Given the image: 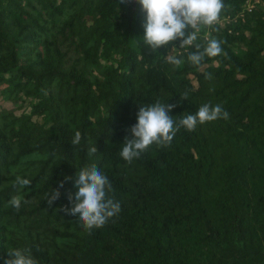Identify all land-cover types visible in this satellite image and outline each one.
<instances>
[{"label": "trees", "instance_id": "1", "mask_svg": "<svg viewBox=\"0 0 264 264\" xmlns=\"http://www.w3.org/2000/svg\"><path fill=\"white\" fill-rule=\"evenodd\" d=\"M225 3L200 42L216 37L227 55L173 70L163 58L179 41L132 42L146 21L137 0H0V100L16 104L0 105V264L13 247L39 264H264V0ZM157 99L177 104L176 119L204 103L230 118L127 163L125 129ZM93 163L121 211L89 234L59 209ZM16 176L31 184L14 187ZM17 194L19 211L7 204Z\"/></svg>", "mask_w": 264, "mask_h": 264}, {"label": "clouds", "instance_id": "2", "mask_svg": "<svg viewBox=\"0 0 264 264\" xmlns=\"http://www.w3.org/2000/svg\"><path fill=\"white\" fill-rule=\"evenodd\" d=\"M127 2L129 0H121V3ZM137 2L141 11L146 14V21L142 25L143 36L132 42L137 46L142 44L144 48L156 52L159 48L179 41V50L173 47L163 58L173 70L182 68L185 63L199 67L206 58L227 55L222 47L224 42L216 37L209 36L203 43L200 42L201 32L205 29H214L220 22L227 8L225 0H137ZM204 78L212 80L213 76L211 73H205ZM179 97L181 100H188L189 92L185 90ZM176 107L177 104H168L159 99L150 104L140 105L136 113V123L125 129L128 135L124 137L120 157L131 163L153 145L169 147L181 128L191 132L198 125L230 118L222 104L204 103L194 114L184 113L179 119L169 115ZM80 141L81 133L76 131L71 144L78 145ZM87 154L89 157L97 154L94 144L89 146ZM30 184L29 179L16 176L13 186L26 188ZM58 187L62 188L63 182ZM74 187L77 189L74 197L71 193L67 196L71 207L62 206L59 210L65 215L78 218L89 234L93 229L106 225L120 213V202L110 195L113 191L112 184L95 163L86 164L78 169ZM46 196L47 204L51 206L59 199L60 192L58 189L53 190ZM26 202L22 195L17 194L11 196L7 204L19 211L22 203ZM7 256L4 264H39L29 247L9 248Z\"/></svg>", "mask_w": 264, "mask_h": 264}, {"label": "rangeland", "instance_id": "3", "mask_svg": "<svg viewBox=\"0 0 264 264\" xmlns=\"http://www.w3.org/2000/svg\"><path fill=\"white\" fill-rule=\"evenodd\" d=\"M0 105L5 106V107H15L16 106V104H9L8 102H6V101L2 102L1 100H0Z\"/></svg>", "mask_w": 264, "mask_h": 264}]
</instances>
